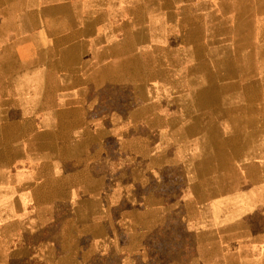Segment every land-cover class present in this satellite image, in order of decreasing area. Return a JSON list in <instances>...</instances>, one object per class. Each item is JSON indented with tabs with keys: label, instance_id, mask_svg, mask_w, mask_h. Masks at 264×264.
Here are the masks:
<instances>
[{
	"label": "crops",
	"instance_id": "0c3cea01",
	"mask_svg": "<svg viewBox=\"0 0 264 264\" xmlns=\"http://www.w3.org/2000/svg\"><path fill=\"white\" fill-rule=\"evenodd\" d=\"M0 264H264V0H0Z\"/></svg>",
	"mask_w": 264,
	"mask_h": 264
}]
</instances>
